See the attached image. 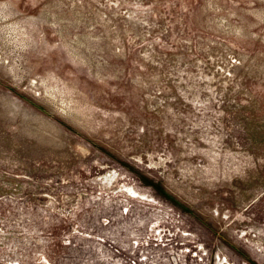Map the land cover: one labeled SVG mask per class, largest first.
Instances as JSON below:
<instances>
[{
  "label": "rangeland",
  "instance_id": "rangeland-1",
  "mask_svg": "<svg viewBox=\"0 0 264 264\" xmlns=\"http://www.w3.org/2000/svg\"><path fill=\"white\" fill-rule=\"evenodd\" d=\"M0 264H264V0H0Z\"/></svg>",
  "mask_w": 264,
  "mask_h": 264
}]
</instances>
